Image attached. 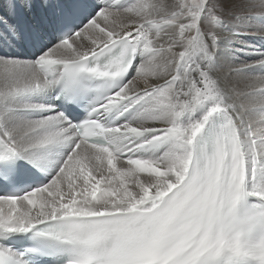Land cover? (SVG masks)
Returning <instances> with one entry per match:
<instances>
[{
  "label": "snow or ice",
  "instance_id": "snow-or-ice-1",
  "mask_svg": "<svg viewBox=\"0 0 264 264\" xmlns=\"http://www.w3.org/2000/svg\"><path fill=\"white\" fill-rule=\"evenodd\" d=\"M0 264H264V0H0Z\"/></svg>",
  "mask_w": 264,
  "mask_h": 264
}]
</instances>
